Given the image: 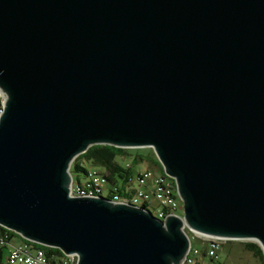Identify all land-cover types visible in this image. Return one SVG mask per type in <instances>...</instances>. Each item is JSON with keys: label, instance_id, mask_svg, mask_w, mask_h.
I'll use <instances>...</instances> for the list:
<instances>
[{"label": "water", "instance_id": "water-1", "mask_svg": "<svg viewBox=\"0 0 264 264\" xmlns=\"http://www.w3.org/2000/svg\"><path fill=\"white\" fill-rule=\"evenodd\" d=\"M0 225L77 264L264 253V0H0ZM151 148L185 220L71 196L93 145ZM2 264V263H0Z\"/></svg>", "mask_w": 264, "mask_h": 264}, {"label": "built area", "instance_id": "built-area-1", "mask_svg": "<svg viewBox=\"0 0 264 264\" xmlns=\"http://www.w3.org/2000/svg\"><path fill=\"white\" fill-rule=\"evenodd\" d=\"M3 97L0 96V116L4 112ZM130 167V165H127ZM73 177V175H72ZM138 182L139 187L129 193L128 196L122 198L116 192V188H111L109 179L106 175L98 172L95 169H88L85 178L76 183L74 178L71 183V196H91L103 197L111 202L122 203L135 207H143L158 220L165 222V218L169 215L176 216L185 220L184 203L178 192L177 182L174 177L164 174H159L151 170H144L135 174L129 179V187L134 181ZM150 181V182H149ZM105 192H108L106 195ZM111 197H110V196ZM146 205V207L144 206ZM1 228H3L0 225ZM187 228H185L186 230ZM208 244V256L220 260V250L222 245L230 240L205 237ZM7 236L0 239V244L6 243ZM199 254V251L190 248L187 257L182 264H191L194 256ZM66 259L58 264H77L78 255H65ZM5 264H52L47 258L45 251L42 249H34L25 245L12 246L8 252L7 263Z\"/></svg>", "mask_w": 264, "mask_h": 264}, {"label": "trees", "instance_id": "trees-1", "mask_svg": "<svg viewBox=\"0 0 264 264\" xmlns=\"http://www.w3.org/2000/svg\"><path fill=\"white\" fill-rule=\"evenodd\" d=\"M133 151H137V149L119 148L112 145H101V144L91 146L85 153H82L73 162L71 170H73L74 168L77 174L76 183L77 184L80 183L85 178L88 169H95L98 172L107 176V178L109 179V185L111 186V188L113 187L117 189L116 193L120 197L124 198L128 196L130 192L132 193L134 191L129 189V184H128L129 179L132 178L138 172H134L132 170L133 166L131 164H128L130 165V167L123 166L121 160L131 157ZM141 159H142L141 156H136L134 158L135 161ZM158 171L159 174H164V170L162 168V165L160 164L158 165ZM144 206L146 207V205ZM6 236H7L6 243L2 245L0 244V263L2 264L7 263V256L10 248L12 246L19 245L12 242L13 239L17 237L20 238L22 242H24V244H22L23 246L27 245L30 248H32V250L34 249L44 250L47 258L52 264H58L59 262H62L63 260L66 259L65 254L60 249L46 247L40 244L27 241L18 234H16L15 232L0 227V239L5 238ZM232 242L235 241H227L226 243H232ZM244 247L247 251L251 252L256 259H258L259 264H264V253L261 247L257 243L246 242L244 244ZM5 249H7V251H5ZM207 249H208V244L206 243V248L204 249L202 254L203 259H201V255L199 253L193 257L191 264H230L227 261H222L221 256L219 261H216L215 259L209 257ZM5 257H6V261H5Z\"/></svg>", "mask_w": 264, "mask_h": 264}, {"label": "rangeland", "instance_id": "rangeland-1", "mask_svg": "<svg viewBox=\"0 0 264 264\" xmlns=\"http://www.w3.org/2000/svg\"><path fill=\"white\" fill-rule=\"evenodd\" d=\"M136 149L137 151H133L131 157L121 160L122 165L127 167L128 164H131L133 166L132 170L134 172L151 170L158 173L159 172L158 165L159 164L161 165V162L156 156L154 150L151 148H136ZM136 156H141L142 159L135 161L134 158ZM71 173L74 176L76 182L77 174L74 168L73 170H71ZM138 187H139L138 182L135 180L130 185L129 189L134 190ZM105 194L107 195L108 192H105ZM186 232L191 240V247L194 249L195 248L198 249L200 251L199 253L201 255V259H203L202 254L204 249L206 248L207 239L201 235L190 232L188 228L186 229ZM12 242L19 245L24 244V242H22L21 239L18 237L14 238ZM246 242H254V241L238 240L232 243H225L222 249L220 250L221 260L227 261L230 264H259L258 259H256L251 252L245 249L244 244ZM5 251H7V249H5ZM5 261H6V257H5Z\"/></svg>", "mask_w": 264, "mask_h": 264}]
</instances>
